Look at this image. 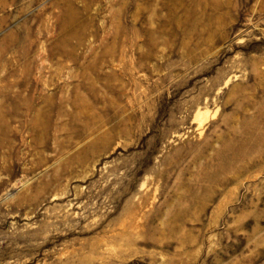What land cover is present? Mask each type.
<instances>
[{"label": "rangeland", "instance_id": "rangeland-1", "mask_svg": "<svg viewBox=\"0 0 264 264\" xmlns=\"http://www.w3.org/2000/svg\"><path fill=\"white\" fill-rule=\"evenodd\" d=\"M0 264H264V0H0Z\"/></svg>", "mask_w": 264, "mask_h": 264}]
</instances>
